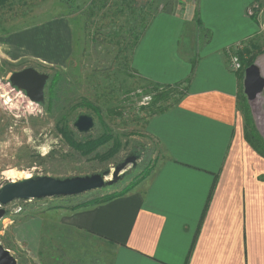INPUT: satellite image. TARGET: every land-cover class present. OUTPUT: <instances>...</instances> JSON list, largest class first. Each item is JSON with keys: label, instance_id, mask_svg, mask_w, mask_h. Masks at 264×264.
<instances>
[{"label": "crops", "instance_id": "0c3cea01", "mask_svg": "<svg viewBox=\"0 0 264 264\" xmlns=\"http://www.w3.org/2000/svg\"><path fill=\"white\" fill-rule=\"evenodd\" d=\"M255 1L198 0L195 12L170 4L158 13L143 10L149 26L132 67L160 85L183 83L186 94L149 121L159 158L145 181L111 201L65 209L61 230L107 244L111 264H264V159L244 139L239 81L225 53L260 32L248 14ZM64 24L51 34L60 35L62 53L48 52L51 35L38 30L0 42V62L65 65L74 41ZM32 221L20 225L19 237L33 249L45 223Z\"/></svg>", "mask_w": 264, "mask_h": 264}, {"label": "rangeland", "instance_id": "374dc122", "mask_svg": "<svg viewBox=\"0 0 264 264\" xmlns=\"http://www.w3.org/2000/svg\"><path fill=\"white\" fill-rule=\"evenodd\" d=\"M62 1L24 0L16 4L13 11H0V21L6 23L0 26V42L20 33L22 37H33L40 33L38 30L57 34L68 22L74 41L72 55L63 66L43 65L34 58L0 62V188L27 177L67 178L113 172L118 164L133 155L135 148L141 151V158L135 168L127 169L119 184L110 188L75 197L9 204L6 206L8 214L0 223V241L11 247L18 264H111V247L83 234L61 230L59 217L65 207L81 203L87 197L123 189L131 191L154 170L159 148L147 132L153 111L142 110L151 101L145 100L149 95L142 90L143 82L130 69H133L132 63L131 67L129 64L130 52L124 48L131 40L130 34L138 30L143 10L147 15L158 13L170 4L181 13L187 9L195 12L198 0H142L141 3L137 0H77L71 9ZM145 2H149L146 7ZM252 4L248 14L257 12L260 27L252 40L262 47L255 63L264 76V0ZM58 36L59 40L52 35V40H45L51 46L48 52L56 55L64 48ZM118 41L121 45H117ZM21 48L28 49L27 46ZM29 67L50 75L43 105L31 102L9 82L14 72ZM248 103L254 123L264 138V92ZM88 105L98 108L102 117ZM113 109H118L122 116L111 113ZM80 114L93 116L96 127L90 134L77 138L79 142L97 140L103 132L111 135L110 141L96 151L97 155H81L71 139L64 136V129L74 128L73 123ZM63 118L69 126L61 123ZM132 183L136 184L132 187ZM32 219L31 224H38L39 220L45 223L39 245L33 249L24 245L23 235L19 237L23 233L20 225Z\"/></svg>", "mask_w": 264, "mask_h": 264}, {"label": "water", "instance_id": "95a60500", "mask_svg": "<svg viewBox=\"0 0 264 264\" xmlns=\"http://www.w3.org/2000/svg\"><path fill=\"white\" fill-rule=\"evenodd\" d=\"M49 81V74L38 72L31 67L14 72L9 80L12 88L23 92L31 102L38 105L45 103V91ZM243 87L248 102L255 101L264 92V76L257 63L246 68ZM73 127L80 135H87L95 129L96 121L88 114H81L74 121ZM138 160L137 156L131 155L118 164L113 172L108 170L103 173L67 178L36 176L10 181L0 188V223L7 215L6 206L15 201L75 197L117 185L130 166L133 168L137 166ZM0 264H18L16 257L1 241Z\"/></svg>", "mask_w": 264, "mask_h": 264}, {"label": "trees", "instance_id": "16d2710c", "mask_svg": "<svg viewBox=\"0 0 264 264\" xmlns=\"http://www.w3.org/2000/svg\"><path fill=\"white\" fill-rule=\"evenodd\" d=\"M76 1L77 0H64V2L62 1V3L68 9H71L72 6H74L73 4H76ZM18 3H21V4L24 3V0H0V11H13L14 7ZM143 15L144 14L140 16V24L138 26V30H135L134 33L132 32L130 34L131 40L129 41L127 48H124V50H126L127 52H130V63H129L130 67L132 63V56H133L134 48H136L146 28L149 26V21L146 19V17H143ZM251 17L253 19H256L257 12L253 14ZM199 25L203 29V25L200 23ZM0 26H6V23L4 24L3 22L0 21ZM112 37L115 38L114 35H112ZM118 44L121 45L120 41H118L117 45ZM225 53L228 57L227 50L225 51ZM261 53H262V47L260 46V44L256 43L252 39L248 40L246 43H244L241 46V48H239L236 51V54L238 55L240 62L242 64V70L237 72V77L239 81V90L237 94V110L242 115V118H243L245 141L254 150L256 154H258L261 158L264 159V138L262 137V135L260 134L259 130L257 129L254 123L248 100L244 94V87H243L246 68L253 65L256 62L257 56H259ZM192 66L194 69L195 68L194 65ZM130 69L132 70L134 76L137 79H139L141 82H143L144 85L142 87V90H144L145 93L151 97V102L147 105L148 107H142V110H147V109L152 110L153 111L152 117L158 114H162L168 111L169 108H172L178 105L181 102V100L184 98V95L186 94L187 90H186L185 85H183V83H178L175 85H160L158 83H155L153 81H150L148 79L141 77L134 70V68L133 69L130 68ZM189 82L190 80H188V82L186 81V83H189ZM88 106H90L91 108L95 110L96 115L98 117L100 116L102 117L101 115L102 112L98 108L93 107L91 105H88ZM111 113L118 115V116H122V113L118 112V109H113ZM61 123H64L65 126L66 124L67 126H69V122L67 121L66 118H63L61 120ZM63 133L66 138L71 139V142L74 143L76 151L80 152L81 155H91V154L97 155L96 151L102 148L103 145L105 146L111 139V135L108 132H103V134H101L97 140L89 139L83 142H79L77 138H80V136L82 135H79V133L76 132L75 129L71 128L70 126H69V129L65 128ZM132 154L137 156L139 159L141 158V151H138L136 148L132 150ZM135 184L136 183L134 184L132 183L130 185H132L133 187ZM129 191L130 190L128 189H123L121 191L112 192L111 194H107L104 196H99V197L93 196L91 198L87 197V199L83 200L81 203H78L72 206H67L68 209L67 207L65 208L66 210H70V209L76 210L81 207L101 204L107 201H111L115 198L122 197L126 195ZM8 246L9 245H6L5 247L10 249Z\"/></svg>", "mask_w": 264, "mask_h": 264}, {"label": "built area", "instance_id": "2783aa9c", "mask_svg": "<svg viewBox=\"0 0 264 264\" xmlns=\"http://www.w3.org/2000/svg\"><path fill=\"white\" fill-rule=\"evenodd\" d=\"M241 46H242L241 44H238L227 49L230 69L236 73L242 70V64L240 62L238 55L236 54V51L239 48H241ZM145 100L151 101V97L148 96L145 98Z\"/></svg>", "mask_w": 264, "mask_h": 264}]
</instances>
